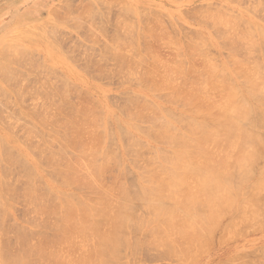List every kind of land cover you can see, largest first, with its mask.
I'll use <instances>...</instances> for the list:
<instances>
[{"label":"bare ground","instance_id":"1","mask_svg":"<svg viewBox=\"0 0 264 264\" xmlns=\"http://www.w3.org/2000/svg\"><path fill=\"white\" fill-rule=\"evenodd\" d=\"M65 2L63 4V6H65ZM95 2H96V0H95ZM261 4H263V3L261 2ZM88 6H89V4H88ZM88 6H86L87 9L89 8V10L91 9V11H92V7L91 6L88 7ZM60 7L62 8V6H60ZM200 7H201V5H200ZM208 7L209 6H207L206 8H208ZM210 7H213V5ZM214 7H217V6H214ZM221 8H223V6ZM52 10L56 11L58 9L56 8V10H55V8H53V9H51V11L49 13H52ZM60 10H62V9H60ZM126 10H127V7H126ZM200 10L198 11L199 13H197V10H196V13L200 14ZM130 11H129V14L132 16ZM204 11H206V9H204ZM61 12H63V11H61ZM87 12H88V10H87ZM137 12H138V10H137ZM149 12H151V11H149ZM213 12L211 13V15L213 17L210 14L209 15L211 16L210 22L213 21L212 23H213L214 28L217 26L220 27L219 25H221L222 23H223L222 26L224 27V24H225V27H224L225 29H223L222 31L216 29L213 32V34L215 33L214 35L216 36V39L218 38L217 41H219V39L221 40L220 41L221 45L223 42V46L225 47L227 45L228 49L232 50L234 52V54H235V51H237L236 49H238V51H239L240 48H243V47L246 48L247 47V46L243 45V42L245 43V41H252L251 43H253L250 46L247 44L249 46L248 49H250L251 47L252 48L255 47L256 43H254V42L256 40L254 38V35H252L253 29L251 28V26L248 27V25H250L249 23L241 22V24L243 23V26H244V24H246L244 26L246 28V30H244V32H243L242 29L244 27L241 25L243 28L240 30L242 32L239 33V35H238V32L234 35L231 34L232 30L229 31V33L231 34L230 35V34H227L226 31H228L227 30L228 26H230L232 24V22L223 21L222 18L224 17V15H223L222 11H219V9H218V11H215L214 14H213ZM216 12L218 13L217 15H216ZM220 12H222V13H220ZM126 13H128V10ZM140 13H142V12H140ZM89 14H90V11H89ZM154 14H155V12L154 13L151 12V16H155ZM59 15H61V14L58 13V16ZM144 15H145V13H144ZM235 15L236 14H234L233 17H235ZM125 16H127V15L125 14ZM137 17L140 20L141 17L144 18L145 16H143V15L141 16L137 13ZM208 17L209 16L207 14V19H208ZM237 17H236L237 20H235L233 18L234 19L233 24H237L235 22L238 20L240 21L239 16H237ZM142 18H141V20L143 21ZM158 18H159V16H158ZM256 18H257V15H256ZM144 19L146 20L145 22L148 23L149 20L147 21L146 17ZM36 21H37V19H36ZM79 21H80V19H79ZM123 21L120 20L121 24ZM40 22L41 21L38 20L37 22H35V24L32 23L29 26L28 25H20L18 27H21V28L15 30V31H12L10 33H5L3 35L1 41H0V50H1V48L2 49L5 48V50L7 49L6 45H8V44H5L4 48L1 46H3V44L6 41H8L9 39H12L13 36L15 37L17 34H20V32H18V30H22V31L26 30L27 31L28 30L27 28L33 29L34 26L36 27ZM141 22L139 21V23H141ZM145 22L142 24L146 25ZM155 23L158 25L157 22H155ZM103 24H105V23H103ZM113 24L115 25V23H113ZM129 25H130V23H129ZM143 25H141V26H143ZM148 25L145 26L146 28L144 27L145 30L147 29ZM22 26H25V27H22ZM231 26H233V25H231ZM102 27L103 26L101 25V28ZM111 27H113V26H111ZM122 27L123 26H121L120 28H122ZM133 27H135V25ZM148 27L149 28L145 32H147V33L151 32L148 34V36L151 38L152 44L157 40L158 37H160L161 33L162 34L165 33V31H163L164 33L161 32V30H163L162 29L163 27L161 28V30H159L161 32L160 34H156L154 32V31H157V29L154 30V27L155 28L157 27L156 25H153V27H152V25H149ZM160 27H158V29ZM231 28H233V27H231ZM249 28L252 29V32H250L251 29H249ZM258 28L255 27L254 30L256 31ZM130 29H132V27H130ZM112 30L115 31L113 28H112ZM148 30H150V31H148ZM224 30H226L225 33L223 32ZM26 31H23V32H26ZM101 31H102V29H101ZM131 31H133V29ZM131 31H129V32H131ZM138 31H140V30H138ZM129 32H128V34H129ZM133 32H135V31H133ZM166 32H167V30H166ZM193 32H194V35H196V38L201 33L198 30H195ZM257 32L259 34V35L258 34L257 35L260 37V41L261 40L264 41V29L259 28L257 30ZM47 33H49V32L47 31ZM116 33H113V36H115L114 34H116ZM138 33H139L138 34L139 36H137V37L141 36V39H142L141 42H143L144 44H142V46H143L142 49L140 51L138 50L137 54H135V53L134 54L138 55L139 58L141 57L142 58L141 60H143V55L145 53L150 52V50H152L154 48L156 49V47L152 48L151 45H148L149 40L147 39V37L144 36L141 32H138ZM191 34H193V33H191ZM50 36H53V35H50ZM190 36L188 35V37H190ZM188 37H187V42H188ZM200 37H202V39L204 41H206L203 37V34H202V36L200 35ZM20 38H21V36H20ZM48 38H49V36H48ZM107 39H109V38H107ZM110 39H112V37ZM191 39L192 38H190L189 40L192 42ZM23 40H26V39H23ZM153 40H155V41L153 42ZM181 40H182L181 41L182 46H183V41H184V45L189 46V47H187V51H189V53L190 52L199 53L200 52L199 50L202 49L201 46L199 48V45H198V47H196L197 46L196 42H195V44H193L194 46H191V43H190V45L188 44L189 42L186 43V38L181 39ZM113 41L112 42L110 41L111 45L113 46V44H114V46L115 45L118 46L117 43L120 41L119 36H117ZM116 41H117V43H115ZM135 41H136V39H135ZM137 41H139V38L137 39ZM158 41H156V42H158ZM164 41H166V40H164ZM260 41L258 44H260L262 42V41L261 42ZM134 42H133V44H135ZM139 42H137V43H139ZM193 42H194V40H193ZM120 44H123V43H120ZM168 44H169V41H167V45ZM171 44H169V45H171ZM103 45L105 46L104 42H103ZM208 45H207V47L210 48L211 46L210 45L208 46ZM221 45H219V47L223 48V46H221ZM108 46H109V43L107 42V47ZM140 46H141V44H140ZM202 46H204L203 43H202ZM262 46L264 47V45H262ZM15 47L16 46H14V48ZM134 48H135V46H134ZM260 48H262L261 45H260ZM8 49H9V47H8ZM105 49H106V46H105ZM109 49L110 48H108L106 50V52H104V59L108 58L110 60L111 57H115L114 59L112 58V60H115L116 56H118V55L116 54V52L114 54H112L114 52V51H112L113 49L111 50L112 52L109 51ZM120 49H122V48H120ZM170 49H171V47H170ZM207 49H204V52ZM5 50H2L0 52L4 53ZM20 50L23 52L24 48L21 49V47H20ZM116 50H119V49H116ZM183 50H184V48H183ZM254 50H255V48H254ZM15 51L13 49V51H12L13 55L11 54L12 53L11 51H8L9 53L11 52L10 54L12 55V58L24 56V54L21 52L22 53V55H21L19 53V51L16 52V54L18 56H14ZM8 52L7 53L5 52L4 54L0 53V57L5 55V54H6L5 56H7V55L10 56V54H8ZM25 52H26V50H25ZM152 52L153 51L148 53V55L150 54L151 56L150 55L148 56L147 54H145V55H147V57L151 58V57H153ZM204 52L201 51L200 53L203 54ZM241 52H243V51H241ZM18 53L20 54V56ZM101 53H103V52L101 51ZM106 53H107V55H106ZM109 53L112 56H109ZM175 53H173V54H175ZM184 53L187 54V58H188L189 57L188 53H186V52H184ZM201 54H199L201 56V59L208 60L206 62H204L203 60L202 61L200 60L202 62L201 63L202 66L204 64L211 65V67L208 65L210 67V70H212L210 72H214V74H215V71H216L215 66L212 68V64H214L215 62L213 63L211 61V64H210L209 63L210 59L206 58V57L203 58L204 54H203V56ZM113 55H115V56H113ZM178 55L179 54H177V56ZM207 55H209V54L207 53ZM210 55H211V53H210ZM8 56H7V58H8ZM194 56L197 57L198 54L194 55ZM200 56L198 58H200ZM37 57H39V56H37ZM179 57H180V55L178 56V58ZM7 58H5L6 61H7ZM157 58H159V57H157ZM229 58L231 59L232 57H229ZM9 59H8V61H9ZM136 59H138V58H136ZM190 59L192 60L191 56H190L189 60ZM251 59L253 60V57ZM118 60H116L117 62L115 63V64L119 63V64H117V70L119 68L121 69V67H120L121 65H125L129 70L134 68V67L131 68L132 66H134L133 65L134 62H131V61H130V63L124 62L125 58L123 61V57H122V59L119 58ZM148 60L152 61V59L147 58V61ZM155 60H157V59H155ZM255 60L258 61V59H256V58H255ZM10 61H12V59ZM132 61H134V60H132ZM151 61H149V62L151 63ZM158 61H159V59H158ZM162 61L164 63L163 68H167V65H165L166 62H164V60H162ZM225 61L228 62V56H227ZM230 61H232V63H235L234 61H236V60L234 59V61L233 60H230ZM230 61L228 62L227 65H229V68L231 67V68L235 69V73H234V70L230 68V71L233 70V72H231L233 74V76L236 74V68H237V72L240 75L238 73L237 74L242 77L240 79V82H239V76H237V74L235 75L236 77H238L237 79H238L239 84L242 85L241 90L235 89L236 88L235 85L233 87V86L228 84V83L231 84L233 82H231L232 80L230 77H229L230 82H227L228 75L226 73H225L226 74L225 78H227V79L225 81L227 82L228 85H227V88H224L226 86V82L223 80L224 76L221 77V75H223V74H221L222 69H220V71H218L220 73L217 74V75H220V80H219L220 82L218 81L219 83H217L214 86L213 84L217 81V79H216V81L214 83L212 82L213 87H210L211 86L210 82H209L210 84L207 83L208 85H210L208 90H210V88L213 90V91L211 90L212 92H210L208 94L204 93L203 89L205 87L203 88V86H201L202 84H200V83L203 82V84H205V82H208L207 80L214 75L211 73L212 76L208 77V75H211V74H209L210 73L209 67H208V69H206V71L208 70L207 72H209V73L203 72L204 75H205V73H206V75L208 74L207 77L205 75L206 79H204V75L202 76V71H204L205 68H207V67L204 68V67L200 66L201 69H196V68L192 67V66H194V64L193 65L191 64V66L188 65V67L189 66L192 67L189 69V72H188V70H186V73L182 72V73H184V74H182L181 72L178 73V71L183 70L182 67H184V66H183V64H178L179 63V61H178V63H177L178 68L176 70L177 72L175 71L176 74L178 75V78L180 77V75L181 76L185 75L183 77L187 76V78L189 77L190 80L186 79V78H185L186 79L185 80L183 78L184 80L182 79L181 82L179 81L180 84H177L178 80H180V79L174 77L173 75H175V74H171V76H173V77H171V76L165 77L164 76L165 74L163 73L164 70L162 71V69H161V71H162L161 74L163 73L164 75L161 76V74H160L161 78L157 81H154V79L157 76L156 75V68H157V72L159 70V68H158L159 66L156 67L159 64H157L156 62L154 63V57H153L154 65H152L153 63H151V65L153 68L155 67V69H153L151 66L149 67V69H146L145 67L142 66L143 69L145 68L144 69L145 75L144 76L142 75L143 77L141 76V78H140L141 82H143V83H141L142 86L140 84H139L140 86L139 85L138 86L144 87L143 85H146V87H144V88L147 90H152L151 88H153V90L150 92H155V90H157L156 92H159L158 90L163 89L164 86H165V88L169 87L170 89L169 88L168 89L171 90L170 93H166L167 90H165V88H164V92L166 94L165 93L161 94L160 98H159V94H158V96L156 95V98L157 97L159 99L164 98L163 99L164 102L166 100L165 103H168V104L172 103L173 105L176 104L175 100L177 101V99L180 98V100H179L180 102H178V103H180V106H179L180 108L174 109V110L164 108V110H163V109H160V108H162L160 106V108H159L160 111H159L155 106H152L153 105L152 103H151L152 105L148 104L145 100L146 98L144 99L142 96H141L142 98H140V99H143V101H140V100L138 101L139 95L132 94L129 91L128 92L130 94L128 92L119 93L122 96L124 95L126 97L127 95L128 96L130 95V97H131V98L126 99L125 97L120 98V96H119L120 99H123L120 101L121 102L123 101V102L121 104L119 101V98H118V101H119L120 105H123V107H121V109L128 108V109H125L126 111L123 109L125 111L124 113L131 110L130 112H127L128 115H127V113L126 114L122 113L123 116L127 115L126 118H128V116L133 114V112H134V115H132V116H134L135 118L131 117L132 119L133 118L134 119L132 120L131 118H128L126 120H132V123L130 121V123L132 124V125L130 124V128H131V130L133 129L137 133V134H135V132H133V131H126L123 129V126H121V129H123V130H121L120 125H123V124H120V125L118 124V126H119L118 129L120 130V131H118V133H120V134H118L119 135V141H120V144L122 145L121 151L123 154H125V156H123V157H122L123 154L121 152L120 153L117 152V148L115 147L116 145L113 141V135L112 136L110 135V134H112L111 133L112 127H108L109 122H107V121L109 120V118H105L106 116L104 115V112L100 111L98 106L96 107L94 105V108H93L92 102H94V101L88 102V98H84V99H87V100H85V101H87V103H85V104H87V107H85V105L82 103L83 98L79 99L78 103L75 101L76 103L74 102L75 104H72L71 103L72 101L70 102L67 99L68 94L71 95V93L74 92V95L76 94L78 96L79 91L75 90V91H72L71 93H68V94L67 93L65 94L64 91H62L64 94H62V92H59V91L63 90L61 88H63L62 85H64V84L62 82H64V79H62L63 80L61 82L62 85H59L60 88H58V89H60V90H57V93L59 92L60 96L62 95L61 98H56L55 100L52 99L51 97H53V95L55 96V94H56V93H54L55 90H51L50 87L47 86V88L50 89V90L49 89L48 90L52 92V94H51V92H48L47 95L51 99V101L54 102L53 104H55L57 99H58L57 102L61 103V106L58 107L59 110L57 112L55 111L56 109L54 108V105H53V108L55 109L54 111L56 113V116L52 113V111L49 112L51 110L49 107H48L49 110L46 109L47 107H45V111L48 110L47 114H49V113L53 114V116L55 118V119L54 118L53 119L55 120V122L54 123L52 122V118H50L51 115L48 116L49 117V119H48L47 114L45 113L46 114L45 117H47L48 121L51 120V122H52L50 124L49 123L46 124L47 123V121H45L46 118L44 116H41V115H45V114H42L43 112L41 113V115L39 113L40 117L42 118L41 120L39 119L40 120L39 121L38 119H36L38 116L37 112H35L36 114H32L33 113L32 112L31 114H27V115L24 114L26 117L24 118V116H23V118L26 120L23 122V125L21 123L22 128H23V126L25 127V128H23V130L25 129V132L28 131L27 132L28 134H26L28 136V139L25 140V142L27 144H32L33 142L30 141L31 142L30 143V142H28V140H33V138L36 137L35 135L38 132V129L35 126H37L38 121L43 122V119H44V121L46 122V123L41 122V125H40L41 127H45V126H43L44 124L53 126V128H50V129H47V127H45L46 130H52V131H49L46 134L47 136H45V133H43V135L45 136V139L43 138L44 139L43 142H41V140H40L41 145L39 144L38 148H37L38 143H36V146L33 145L34 147H32V148L30 147V145L26 144L29 147H27L25 144L23 145V146H25V148H29L28 149L29 151L31 150L33 152V154L31 153L33 156L32 155L28 156L27 154H23L22 155L23 157H21V155H20V157H18V156L16 157L13 155V154H15V152H12V150L9 148V145L12 143V141H8V140L0 141V264H121L119 262V258L122 256V253H123L122 250L124 248L128 247L131 250L130 252L133 251L135 253V251H137V249H138L137 247L141 246V248H142L145 246L146 248L149 249L151 247L152 248H154L155 246L157 247L158 245L161 247H162V245H165L168 248L167 250L170 251L169 252L170 255H172L171 252L174 251L173 253H174L175 257L178 254V258H179V256L182 254L181 255L182 259H184L183 256L186 255L185 253H188L187 251L192 250L194 248H190L191 246L193 247V245H190V247L188 248L189 242H186L187 243L186 245L183 243L185 246H183V244L182 245H180V244L184 241L194 242V240H196L195 244H197L196 242H198L200 240L202 241V238L204 239L205 234L208 232V231H205V230H207L206 228L207 227L209 228V226H213V228H214V223L218 221V217L220 215H222L221 213L223 211H225V208L227 209V207H229V206L231 207V205L233 203H235V199L237 198V196H239L240 190L243 189V188H241V186L249 178L251 179V177L254 176L256 162H257L258 158H259V160H260V158L263 159V164H264V69H262L261 63L253 64L251 67H246V65L243 67L242 65H239V63H240L239 61H238L239 63L236 61L238 63V65H237V67L235 66L236 68H234V67H232L233 64H230ZM0 62H1V60H0ZM2 62H3V60H2ZM97 62H99V61H97ZM141 62H143V61H141ZM244 62H246V61H244ZM159 63H160V61H159ZM180 63H182V61ZM13 64H17V63L15 62ZM29 64H30V62H29ZM104 64H105V62H104ZM219 64H217V65H219ZM246 64H247V62H246ZM1 65H2V63L0 64V66ZM164 65H165V67H164ZM171 65H170V67L172 68ZM181 65H182V67H181ZM235 65H236V63H235ZM243 65H244V63H243ZM139 66L141 67L140 62H139V65H137V67H139ZM3 67H5V66L3 65ZM160 67H162V65ZM1 68H2V66H1ZM171 68L169 70L167 68V71L169 72L171 70ZM179 68H180V70H179ZM113 69H114V67H113ZM128 69H126V70L128 71ZM3 70H4V68H3ZM12 70H13V73H15V70L14 69H12ZM88 70H91V69L89 68ZM108 70H111V69H107V71ZM172 70L174 72L175 68H173ZM172 70H171V72H172ZM1 72H2V69H0V73ZM92 72L90 71V73H92ZM113 72H115V71H112V73ZM143 72H141V73L144 74ZM13 73H10V74L13 76ZM112 73H110V74L107 73V74H109L107 76L105 74V78H107L108 76L111 77ZM165 73L167 74V72H165ZM2 74H4V72ZM98 74L99 73L97 72L96 75H98ZM132 74H134V73H132ZM96 75H94V76H96ZM116 75H118V74H116ZM133 76L135 77V75H133ZM154 76H155V78H154ZM160 76L158 73V77H160ZM8 77L10 78L11 76H8ZM8 77H7V79H8ZM120 77L123 78L121 81H124V78L126 79V75L124 77L119 75V79H121ZM137 77H138V75H137ZM137 77H135V78H137ZM128 78H130V77L128 76ZM128 78H127V80H125L126 82L128 80L130 81V79H128ZM138 78L136 79L135 83H138L137 82ZM7 79H1V80L6 81ZM10 80H12V79H10ZM140 80H139V83H140ZM30 81H31V79H30ZM5 83H3V84H5ZM9 83H13V82L9 81ZM218 84H221L220 87ZM47 85H49V84H47ZM50 85L52 86L53 84H50ZM54 85L52 86V89H53V87L55 88ZM66 85L72 87V85L71 84L69 85V83H66ZM185 85H187V86L189 85L190 87H192V90L189 87L190 89L188 91L187 90L188 87H187V89H186L187 91H185V88H186ZM217 85L219 87L218 88L219 90H216L217 88H215ZM40 86L42 87V85H40ZM68 86L66 89L68 90V92H70L69 89H71V88L70 87L68 88ZM204 86H206V85H204ZM17 87H19V86H17ZM183 87H185V88H183ZM43 88L45 89L44 85H43L42 89ZM47 88H46V92L48 91ZM56 88H57V85H56ZM74 88H76V87H73V89ZM214 89H215V91H217L220 94V96H219V94L214 92ZM0 90H1L0 92L3 93L2 89H0ZM12 91L14 92V90H12ZM76 91H78V92L76 93ZM23 92L24 93L27 92V89ZM211 93H213V94L216 93L213 96L215 101H212V102L210 101V99L212 100V98H210ZM19 94L22 96L24 95L20 91H19ZM4 95H6V93ZM70 95L68 97H70ZM80 95L82 97L88 96L87 94L85 95V93H83V95L82 94H80ZM134 95L136 96V98L135 97L132 98V96H134ZM17 96L19 97V95H17ZM56 96L59 97L58 95H56ZM216 96H217V100H216ZM44 97H47L45 95V93H44ZM48 97H47V99H48ZM107 97H108V95H107ZM73 98H75V97L73 96ZM59 99H62V100L59 101ZM125 99H126V101H125ZM77 100H78V98H77ZM168 100H171L170 101L171 103L168 102ZM172 100H174V103L172 102ZM80 101L82 103L81 106L79 105ZM124 101L126 102V104L124 103ZM47 102H48V100H47ZM50 102H48V103H50ZM90 102H91V105H90ZM252 102H254V103H252ZM60 103H58V104L56 103L55 104L56 107H57V105L59 106ZM119 103H118V108H120ZM76 104H78V105H76ZM95 104L97 105L96 102H95ZM51 105H52V103H51ZM124 105H125V107H124ZM176 106L178 107V105H176ZM5 107H6V104H5ZM116 108H117V106H116ZM0 109H1V107H0ZM121 109H119V110L115 109V110H118L119 113H121ZM3 111H5V110H3ZM13 111H11V112H13ZM25 111H26V109H25ZM16 113L17 112H15V114ZM122 114H120V115L122 116ZM115 118H116V120H115L116 121L115 125H116L118 123L117 122L118 118L116 116H114V119ZM35 119H36V121H34ZM11 121H12V119H11ZM19 121H22V120H19ZM115 121H113V122H115ZM137 121H139L140 124L141 123L142 124L147 123L148 126L143 128L142 125L139 126L138 124H136ZM141 121H143V122H141ZM3 123H5V122H3ZM11 123L12 122H10V125H11ZM7 124H8V122H7ZM18 124H19V122H18ZM105 124H107L106 126L108 127L107 131L105 128L106 126H104ZM15 125H17V124H15ZM12 126H14V125H12ZM12 126H9V127L13 128ZM118 126H116V127H118ZM4 127H5V124H4ZM33 127L35 128V130L37 132L33 129ZM22 128H21V130H22ZM128 128H129V126H128ZM4 130H6V132H8V130H10V128L8 130L7 129H4ZM19 130H20V128H19ZM34 131H35V134H34ZM109 131H110V134L108 133ZM32 132H33L35 137L31 136V137H33L31 139L29 136ZM115 132H117V131H115ZM138 133L143 135L147 139L151 140L152 142L154 140V141H156V143L158 142V143H161L162 145L164 144V146H167V149L159 150V148H158V150L155 151L154 155L152 152L153 150L149 151V152H152L153 156H151V154H149V153L145 154V152L146 153L148 152V151H145L146 148H143L144 149L143 150L140 147L141 151L143 150L145 152H141V151H138V152H140L141 154L143 153L145 155L139 156L140 153L139 154L135 153V152H137V149L140 150L139 145L140 146L142 145V143L140 144L139 143L140 141L136 138V135L137 136L139 135ZM7 134H8V136L13 135V133H11V135L9 133H7ZM17 135H20V134L18 133ZM38 135H39V132H38ZM37 137L40 138V135ZM17 139L18 140L20 139V141H21L22 138L20 137ZM24 139H25V134H24L23 140L21 141L22 143H25V142H23ZM117 139H118V137H117ZM142 139H145V138L142 137ZM14 140H15V138H14ZM123 142H125V143H123ZM110 145H112L113 148ZM137 146H138V148H136ZM143 147H144V145H143ZM146 147L148 148V145ZM36 148H37V150H35ZM149 149L151 150V148H149ZM71 152L77 153V155L76 156L73 154L70 155ZM130 152L133 153L134 155L131 154ZM135 155H137L136 157H139V160L140 159L143 160L142 163H144V164H142L141 160H140V163H141L140 165H143V166H141V168H139L140 165L139 166L135 165V164H139V163H137L139 161H137L135 163V160L137 159V158L133 157ZM146 155H148V156L146 157ZM32 157H34V158H32ZM130 157L132 159H129L128 162L131 161L130 164L133 167L135 165V168L137 166L138 169L136 168V170L139 171V173H137L138 175L134 173L135 175H137L136 180L133 179L134 177H130V179L134 180V181L132 180L133 182H130L129 181L130 179L128 180L129 174H131V176H132V173L131 172L128 173L129 171H127V169L125 168L126 165H125V167L123 165V160L125 158H130ZM158 158L162 159L161 160V161H163V162H161L162 164L157 162ZM35 159L38 162L39 167L42 166L44 169L43 171L44 172L46 171L44 174L47 175L45 177H49L48 181L43 180L42 176H41L42 174L39 171L36 172L35 168H33L35 165V163H34ZM132 161L134 164H132ZM259 166L256 168L259 169ZM112 167L115 169H113ZM261 167L263 168L264 165L260 166L261 170L260 171L258 170L259 173L261 171L264 172V170H262ZM110 168H112V170H114V171L116 170V171L113 173V171L111 172ZM38 169H40V168H38ZM109 170H110V173H108ZM115 173H117V174L115 175ZM107 174H110V176H111V174L113 175V176L109 177L110 179H112L111 180L112 183H111V181H109V183H108L107 182L108 178H106V180H107L106 183H108L109 185H107V184L104 185L105 184L103 182L105 179L104 177ZM107 177H108V175H107ZM261 179H258V180H261ZM251 180H249V182ZM254 181L255 182L252 185L250 183V188H249V185L248 186L246 185L247 187L244 188L245 191L248 192V190H249V192L247 194H245L244 193L245 191L243 190L242 196L245 199L243 197L242 198L244 200L241 198L240 201L242 203H245V200H246L245 196H247V195H248L247 200H248V198H250L249 199L250 202L253 201V199L251 198L252 195H255L257 197L263 196V198L260 199L259 201H264V183H263L264 181H263V179L261 180V182H258L257 180H254ZM55 183H58L60 186L67 189V191L65 190L66 192H57L55 190V188L52 186ZM74 188L77 189L76 191H77V193L79 192V194L72 193L73 192L72 189H74ZM134 199H136V200H134ZM138 200L141 201V203L143 202V204H144L143 207H145L144 210H146L147 214L151 215L150 216L151 219L150 218H148V219L153 220L150 223H147V222H149L148 219L146 221L147 225L145 224V226H148V224L152 223V225L149 229L143 230L142 225H141V222L143 223V220L145 219V216L147 214L144 215L141 213L142 215H144V218L141 217L140 215H139V217H137V215H136V213H137L136 209L137 208L134 209V207L132 205L133 201L138 202ZM17 201L22 202L24 207H25L24 210L26 213V219L27 220L26 221L24 220V222H25V224L29 223L28 225H30V228H32L28 231L27 230L25 231L23 229V226H18V224L16 226H13L12 229H11V227H7V224H5V219H7V217L9 216V212H11L12 208H14L13 204H15ZM257 201H258V199H256L254 201V203H257ZM242 203H240V205H238L240 208H237V210L240 209V211H241V207H242L241 204ZM252 203L253 202H251L250 204H252ZM137 206H140V203ZM246 207H248V206H246ZM255 207H258V206L256 205ZM133 209L136 210L135 211L136 213L134 212ZM219 210H223V211H219ZM241 212H244V210ZM143 213H145V212H143ZM32 215H34V216H32ZM232 217H233V215H232ZM249 217H246V218H248L247 222H249ZM9 218H10V216H9ZM234 218H235V216L233 217V219ZM237 218H239V217H237ZM22 221L23 220H21V222ZM239 221H240V219H239ZM252 221H254V220H252ZM14 224H16V223L14 222ZM240 224H239V226L243 225V224H241V225ZM8 226H10V225H8ZM230 226L228 224V227H230ZM236 231H239V229H237ZM8 233H10L11 235H9ZM203 233H205V234H203ZM208 233H207V237L212 238V237H210V234L208 236ZM241 234H243V233H241ZM202 235H203V237H202ZM129 236H130L131 240H132L131 237L134 236L135 240L133 239L132 240V241H134L133 244L130 243L131 245L127 246L126 242L128 241ZM170 236H173L174 240L176 238L178 241L181 238V240H180L181 242H177V240L172 242L173 238L171 239L172 240L171 241ZM177 236H178V238H177ZM8 237H9V239L13 237L14 240L12 239L13 241H11L13 243L9 242L10 240H8ZM221 239H220V242H221ZM203 242H204V240H203ZM222 242H223V240H222ZM165 246H163L161 248V250ZM202 246H203V244L201 245V247ZM156 247H155V249H156ZM128 248L126 249V253L128 251ZM195 248H196V250L200 249V247L197 248V245L195 246ZM142 251H144V250H142ZM164 251L167 253L166 250H164ZM164 251L162 250V253ZM203 251H204V249H203ZM165 252H164V255H165ZM260 252H263V251H260ZM132 253L129 255L131 256L134 254V253L133 254ZM127 255H128V253L126 254L125 257H128ZM174 256H169V257H174ZM187 256L188 255H186V257ZM133 257H134V255H133ZM244 257H246V256H244ZM128 259H129V257H128ZM132 259L131 258L129 259V263H131ZM248 259H250V258H248ZM230 260H231V262H228V260H227L228 264H233V263L236 264L235 261L237 262V264L240 263L237 261L238 258H237V260L233 259V260H235L233 263H232V259H230ZM155 261H157V260H155ZM191 261L194 262L195 260H191ZM241 261H243V260H241ZM133 262H134V259H133ZM261 262L259 261V263H261ZM124 263L125 262H122V264H124ZM242 263L243 262H241L240 264H242ZM244 264H248V263H244Z\"/></svg>","mask_w":264,"mask_h":264},{"label":"rangeland","instance_id":"2","mask_svg":"<svg viewBox=\"0 0 264 264\" xmlns=\"http://www.w3.org/2000/svg\"><path fill=\"white\" fill-rule=\"evenodd\" d=\"M260 1L263 4H261ZM8 2H9V5H7L8 8L4 12L5 14L8 15V21H7V23H4V24L1 23L0 24V41H1V39H2V37H3V35L5 33H10L12 31H15V30L21 28V27H18L20 25H28L29 26L32 23L35 24V22H37L38 20L39 21H42L43 17L46 16V19L43 22H41L42 24L41 23L38 24L39 26L38 25L36 27L34 26L33 29L27 28L28 29L27 31L26 30H23V31H26V32H23L22 30H18V32H20V34H17L15 37L13 36L12 39H9L8 41H6L7 43L5 42L3 44V46H1V47L4 48V45L5 44H8V45H6L7 46V49L5 50V48L4 49L1 48V50H0V51L5 50L4 53L5 52L7 53L8 51H11L12 52L13 49H14V51L16 50L14 56H18L16 54V52H18L20 50V47H21V49L24 48L23 52L21 50L19 51V53L21 55H22V53L24 54L23 57L20 56V54L18 53L20 57H16V58L13 57L12 58L13 52L12 53L10 52L12 55L8 52V54H10V56L7 55L8 58H7V56H5L6 54L0 57V60H1L0 64L2 63V65H1L2 68L0 66V69H2V72L0 73V80L1 79H7L8 76H11L10 78L8 77V79H9V80L7 79L8 81L7 80L6 81L5 80H1L0 81V89H2V92H3V93L0 92V107H1V109H0V120H1L0 121V141H5V140L12 141V143L9 145V148L12 150V152H15V154H13V155L16 156V157L17 156L20 157V155H21V157H23L22 156L23 154H27L28 156H31L33 154V152L31 150L30 151L28 150L29 148H25V146H23L24 144L25 145L27 144L25 142V140L28 139V136L26 135V134H28L27 133L28 131L26 130L27 132H25V129L23 130V128H25V127L23 126V128H22V126H21V123L23 125V122L26 120V119H24L26 117L25 115L31 114L32 112H33L32 114H36L35 112H37V115L38 116H37L36 119H38V120L40 119L41 120L42 119L40 117L41 113L43 112L42 114H45V113L47 114V111L49 110L48 107H49L51 109L49 112L52 111V113L56 116L55 111L57 112L59 110L58 107L61 106V103L60 102H57V100H58L57 99L56 102H55V104L56 103L57 104L60 103L59 106L57 105V107H56V105L53 104L54 102H52L51 99L47 95L48 92H51V91H49L50 89L51 90H55L54 91V93H56L55 96L56 95L59 96V97H57V96L55 97L53 95V97H51V98L54 99V100L56 98H61L62 97V95L60 96V93L59 92L64 91L65 94L66 93L68 94V93H71L72 91L78 90L79 91V95L78 96L76 94L74 95V92L71 93V95L68 94V96L70 95V97L67 96V99L70 102L72 101L71 102L72 104H75L76 102L78 103L79 102V99H82L83 98L82 99V103L85 105V107H87V104H85V103H87V101H85L87 99H84V98H88V102L89 101H94V102H92L93 103V108H94V105L96 107L98 106L99 110L104 112V115L106 116L105 118H109V120L107 122H109V124H108L109 126L108 127H112V129H111V131H112L111 133L112 134H110V131L108 133L111 136L113 135V141H114V143L116 145V146L115 145L114 146L117 148V152H119V153L121 152L122 153V151H121L122 145L120 144L119 135H118V134H120V133H118V131H120L118 129L119 128L118 124L119 125L120 124H123V125H120V129H121V126H123V129L126 130V131H133V132H135L133 129L131 130V128H130V124L132 123V120L135 117L132 116V115H134V112H133V114L129 115L128 118H131V117H134V118L133 119L131 118L132 120H126V119H128V118H126V116L128 115L127 112H130L131 110L127 111L126 112L127 115L123 116V114H126V113H124L126 111L125 109H128V108H125V109L123 108L125 111L123 109H121V107H123V105H120V103L122 104L123 101L121 102L120 100H123V99H120V98L121 97L124 98L125 96L124 95L122 96L119 93H124V92L126 93V92L129 91L132 94L139 95L138 101L139 100L140 101H143V99H140L142 97L144 99L146 98L145 99L146 102L148 104H151L152 103L153 105L152 104L151 105L152 106H155L158 110H159L160 106L162 107L160 109H163V110H164V108L165 109L166 108L167 109H173V110L180 108L179 107L180 106V103H178V102H180L179 101L180 98H178L177 101L175 100V103H176L175 105H173L170 102L171 100H168V102L171 103V104H168V103H165L166 100L164 102V100H163L164 98L163 99L162 98L159 99L161 97V94H164L165 93L164 92L165 86L163 87V89L158 90L159 92H156L157 90H155V92H150V91L153 90V88H151L152 90H147V89L144 88V87H146V85H143L144 87H139L141 85V83H143V82H141L140 78H141L142 75L143 76L145 75V70L144 69L145 68L146 69H149V67L150 66L152 67V65H154L155 62L157 64H159V65L156 66V67L159 66L158 67L159 70L157 72V68H156V75L157 76L155 75L156 78L154 76V78H155L154 81L159 80L161 78V76L164 75V74H165L164 75L165 77L166 76H169L170 77L171 74H175L173 76L176 77V78H178V75L176 74V72H177L176 70L178 68V64H183V66H184V67H182V65H181V67H182L183 70L178 71V73L179 72H181V73L182 72H185L186 73V70H188V72H189V69L192 68V67H194L196 69H201L200 66L201 67H204V68L207 67V68H205L204 71H202V76H203L204 75L203 72L209 73L210 71H212V70H210L211 65L204 64L203 63L204 65L202 66V64H201L202 62L201 61L203 59H201V56L199 55V54H201L200 53L201 51L204 52V49H207L208 48L209 50L207 49L203 53L204 56H203V54H201V55L203 56V58L204 57L209 58L210 59V61H209L210 64H211V61L213 63L215 62L214 64H212V68L215 66L216 71H215V74H214V72H210L209 73V74H211V73L214 74L213 75L214 77L212 76V74L211 75H208L207 74L208 77L209 76H212L211 78H209L207 80L208 82H205V84H203V82L200 83V84H202L201 86H203V88L205 87L203 90H204V93H206V94H208V93H210V92L213 91L211 88H210V90H208V88H209L210 85H211L210 87H213L212 86V82L214 83L216 81V79H217V81L213 84L214 86L217 83L220 82L219 81L220 80V75H217V74L220 73V72H218V71H220V69L223 70V71L221 70V74H223V75H221V77L224 76V79L223 80L225 81L227 79V78H225V75L227 74L228 75L227 82H230L229 81L230 78L232 80L231 82H233L231 84L230 83H228V84L231 85V86H233V87L235 85L236 86L235 89H237V90H241V86H242V85L239 84L240 79L242 77L239 76L240 74L237 72V68H236L239 62H240L239 65H242L243 67L245 65H246V67H251L253 64L261 63L262 64V69H264V64H263L264 63V52H263L264 51V47L262 46V45H264V41H262V40H261L262 42L260 41V37L258 36L259 34L257 32V30L259 28L264 29V0H257V1L256 0H96V2H95V0H8ZM64 2H65V6H63ZM204 3L207 6H209L208 7L209 9L206 8L207 6ZM53 4H56V5L53 6L51 9L55 8V10H56V8H57L58 10H56V11H53L52 10V13H49L51 11V9H50L49 12H48V14H47L46 13L47 10ZM88 4H89V6L92 7V11L94 10L93 12L91 11V9L90 10H89V8L87 9L86 6H88ZM200 5H201V7H200ZM212 5H213V7H210ZM60 6H62V8ZM214 6H217V7H214ZM222 6H223V8H221ZM126 7H127V10H128V13H126L127 12ZM60 9H62V10H60ZM204 9H206V11H204ZM218 9H219V11H222L223 12V15H224V17L222 18L223 21L232 22V24L231 23L230 24L233 25V26H231L229 24L233 28H231L230 26H228V29H227L228 31L224 30L223 31L224 33L226 31L227 34H230L229 31L232 30L233 32L231 31V34L234 35V34H236L238 32V35H239V33H241L242 31L244 32V30H246V28L244 27L246 24H244V26H243V23L241 24V22H245V23H249L250 24V25H248V27L251 26V28L253 29V33L254 34L252 33V35H254V38L256 40L254 42V43H256L255 44V47H253V48L251 47L250 49H248L249 46L252 45L253 43H251L252 41H245V43L243 42V45L244 46H247V47L246 48H244V47L243 48H240L239 51H238V49H236L238 52L234 50L235 51V54H234V52L232 50L228 49V46L226 44H225L226 45L225 47L223 46V42H222V45L220 44L221 43L220 42L221 41L220 39H219V41H217L218 38L216 39V36L214 35L215 33L213 34V32L216 29L222 31L223 29H225L224 28L225 27V24H224V27L222 26V24H223L222 23L221 25H219L220 27L217 26L218 28L217 27L214 28L213 23H212L213 21L210 22L211 21L210 19H211V16H212L211 13L214 11L213 12V14H214L215 11H218ZM87 10H88V12H87ZM137 10H138V12H137ZM196 10H197V13H199L198 11L200 10V14H197L196 13ZM61 11H63V12H61ZM89 11H90V14H89ZM129 11L132 14V16L129 14ZM149 11H151L152 13L155 12V14H154L155 16H151V12H149ZM136 12L139 15H141V16L142 15L145 16L147 18V21L149 20L148 23L145 22L146 21L144 19L145 17L144 18L141 17L143 19V21L141 20L140 17H139L140 18V20H139L138 17H137V13ZM140 12H142V13H140ZM222 12H220V13H222ZM58 13H60L61 15L58 16ZM144 13H145V15H144ZM125 14L127 16H125ZM207 14L210 17V18L208 17V19H207ZM217 14L218 13L216 12V15ZM232 14L233 15L236 14L235 17H233ZM255 14L257 15V18H256V15ZM158 16H159V18H158ZM237 16H239L240 21L238 20V21L235 22L237 24H233L234 23V19L237 20L236 19ZM36 19H37V21H36ZM79 19H80L81 22L79 21ZM120 20L121 21L124 20L122 22V24H121ZM138 20L140 22L141 21L142 22L139 23ZM144 22H145L146 25H148V24L149 25H152V27H153V25H156L157 27L156 28L154 27V30L157 29V31H154L156 34H160L161 32L165 31V33L163 32L164 34H162V33L160 34V37H158L157 40L155 39L156 41L159 40L158 42H156L155 40H153V42L154 41L155 42L152 44L151 38L148 36V34L151 33V32H149V33L145 32L149 28L148 27L149 25L147 26V29L145 30L144 27L146 25H143L142 24ZM155 22H157L158 25ZM103 23H105V24H103ZM113 23H115V25ZM129 23H130V25H129ZM101 25L103 26L102 28H101ZM134 25H135V27H133ZM141 25H143V26H141ZM111 26H113V27H111ZM121 26H123V27L120 28ZM22 27H25V26H22ZM130 27H132L133 31H135V32L131 31L132 29H130ZM158 27H160V28L158 29ZM253 27L254 28L255 27H257V28L259 27V28L255 31ZM112 28L117 33L115 31H113ZM161 28L163 30H161ZM251 28H249V29H251ZM101 29H102V31H101ZM241 29H242V31H240ZM252 29L250 30V32H252ZM138 30H140V31H138ZM159 30H161V32ZM166 30H167V32H166ZM195 30H198V31L201 32V33L199 32L200 34H199V36H197V38H196V35H194V32H193ZM47 31L49 33H47ZM129 31H131V32H129ZM148 31H150V30H148ZM112 32L113 33H116V34H114L115 36H113V33ZM128 32H129V34H128ZM138 32H141L144 36L147 37V39L149 40L148 42L150 43V44L148 43V45H151L152 48L156 47V49L154 48V49L150 50V52L153 51L152 52L153 54L152 53L151 54L154 57V63H153V57H151V58L147 57L148 53H150V52L145 53L147 55H145V54L143 55V60H141L142 58L141 57L139 58L138 55H135V54H137V51L138 50L140 51L142 49V47H143L142 44H144L143 42H141L142 41L141 36L140 37H137V36H139L138 35L139 34ZM190 32L193 33V34H191ZM202 34H203V37H204V39L206 41H204L202 39V37H200V35L202 36ZM50 35H53V36H50ZM188 35L189 36L191 35V36L188 37ZM20 36H21V38H20ZM48 36H49V38H48ZM117 36H119V38H120V41L118 42L119 44L116 41L115 43H117L118 46H116V45L114 46V44L112 46L111 45V42ZM111 37H112V39H110ZM187 37H188V42L189 43L187 42ZM107 38H109V39H107ZM138 38H139V41L140 42L137 41ZM185 38H186V43H188L189 45L191 43V46H194L193 44H195V42H196V44H197V46L195 45L196 47H198V45H199V48H200V46H201L202 49L199 50L200 52L198 51L199 53H197V52H190L189 53V51H187V47H189V46L188 45H184V41H183V46L181 44V41H182L181 39H185ZM190 38H192L191 39L192 42L189 40ZM23 39H26V40H23ZM135 39H136V41H135ZM164 40H166V41H164ZM193 40H194V42H193ZM132 41L135 44H133ZM167 41H169V44H171V43L172 44L171 45H169V44L167 45ZM259 41L262 44L261 43L258 44ZM103 42L105 43L106 49H105V46L103 45ZM107 42L109 43V46L108 47H107ZM137 42H139V43H137ZM120 43H123V44H120ZM202 43L204 44V46H202ZM140 44H141V46H140ZM208 44L211 46L210 48L207 47ZM133 45L135 46V48H134ZM219 45L223 46V48H220ZM260 45H261L262 48H260ZM14 46H16V47L14 48ZM169 46L171 47V49H170ZM8 47H9V49H8ZM119 47L122 48V49H120ZM182 47L184 48V50H183ZM108 48H110L109 51H111L113 49L112 51H114V52L112 54H114L116 52V54L118 56L119 55L120 56L119 57L116 56V59L115 60H112V58L114 59L115 57H111L110 60L108 58H105L104 59V52H106V50ZM115 48L116 49H119V50H116ZM254 48H255V50H254ZM25 50H26V52H25ZM101 51L103 53H101ZM241 51H243V52H241ZM184 52L188 53V55H189L188 58H187V54H185ZM4 53H1V54H4ZM173 53H175V54H173ZM207 53L209 55H207ZM210 53H211V55H210ZM177 54L180 55L179 58H178L179 55L177 56ZM197 54H198L197 57L194 56V55H197ZM106 55H107V53H106ZM37 56H39V57H37ZM109 56H112V55H110V53H109ZM113 56H115V55H113ZM190 56L192 58V60L190 59L191 61L189 60ZM199 56H200V58H198ZM227 56H228V62L230 60H233L234 61V59L237 62L239 61L238 63L236 61H234L236 63V65H235V63H232V61H230V64H233L232 67L236 68V74L237 73L239 74V75L237 74V76H239V82H238V79H237L238 77L235 76L236 74L234 75L235 76L234 77L233 74L231 73V72H233V70H234V73H235V69H233V68L230 67L231 69H233V70L230 71L229 65H227L228 62L225 61L226 58H227ZM122 57H123V61H124V58H125V61L124 62H129V63H130V61L131 62H134V64H133L134 66L131 67V68H133V67L134 68L133 69L130 68L131 70H129L125 65H121L120 64L121 65L120 66L121 69L118 67L120 70L119 69L117 70V64H119V63L115 64L117 62L116 60H118L119 58L122 59ZM157 57H159V58H157ZM229 57H232L233 59L232 58L230 59ZM252 57H253V60L251 59ZM5 58H7V61L5 60ZM136 58H138V59H136ZM147 58L148 59H152V61L151 60H148L147 61ZM255 58L258 59V61L255 60ZM8 59H9V61L12 59V61L9 62ZM155 59H157V60H155ZM158 59H159L160 63H159ZM2 60H3V62H2ZM96 60L99 61V62H97ZM132 60H134V61H132ZM162 60H164V62H166L165 65H167L168 70L171 68L170 65L172 64L171 65L172 66L171 70L173 68H175L174 72L172 70L173 73L171 72V70L168 72L167 71V68H163V64L164 63H163ZM141 61H143L144 63L141 62ZM149 61H151V63H153V64L151 65V63ZM178 61H179V63H178ZM181 61H182V63H180ZM203 61L206 62L208 60L205 59ZM244 61H246L247 64ZM15 62L17 64H13ZM29 62H30V64H29ZM104 62H105V64H104ZM139 62L141 63V67L140 66L137 67V65H139ZM243 63H244V65H243ZM191 64L192 65L194 64V66L190 67ZM217 64H219V65H217ZM3 65L5 67H3ZM161 65H162V67H160ZM165 65H164V67H165ZM188 65H190V66L188 67ZM142 66L145 67V68L143 69ZM113 67H114V69H113ZM208 67H209V72H207L208 70L206 71V69H208ZM3 68H4V70H3ZM89 68L91 70H88ZM106 68L107 69H111V70H108L107 71ZM12 69H14L15 70V73L16 72L17 73L16 74L13 73V70ZM126 69H128V71ZM153 69H155V67ZM161 69H162V71L164 70V72H163L164 74L163 73L161 74V72H162ZM179 70H180V68H179ZM90 71L91 72L93 71V72L90 73ZM112 71H115V72L112 73ZM3 72H4V74H2ZM97 72L99 73L98 75H96ZM131 72L134 73V74H132ZM141 72H143L144 74H142ZM165 72H167V74ZM10 73H13V76ZM107 73H109V74L112 73L111 74L112 76L110 75L111 77L108 76L109 78L108 77L105 78V74H106V76L109 75ZM115 73L118 74V75H116ZM158 73H159V76L161 74L160 77H158ZM206 73H205V75H206ZM93 74L96 75L97 77L94 76ZM182 74H184V73H182ZM119 75H121L122 77H124L126 75V79L124 78V81H121L123 78L120 77L121 79H119ZM127 75L130 78H128ZM133 75H135V77H137V75H138V77H139V78L137 77L138 78V81H137L138 83H135L137 78H135ZM205 75H204V79H206L205 78ZM207 75H206V77H207ZM173 76H171V77H173ZM183 76H185V75H183ZM183 76L180 75V77L178 78L180 80H178V82L176 81L177 84H180L179 81L181 82V80L183 78L184 79L185 78L186 79H189V77L187 78V76L186 77H183ZM127 78L130 79V81L128 80L126 82L125 80H127ZM10 79H12V80H10ZM30 79H31V81H30ZM62 79H64V82H62L63 81ZM132 80L133 81L135 80V81L133 82ZM139 80H140V83H139ZM9 81L10 82H13V83H9ZM61 82L64 85H62ZM227 82H226V86L224 88H227V85H228ZM3 83H5V84H3ZM44 83L45 84L47 83L49 85H47V84L45 85ZM66 83H69V85L71 84L72 87L66 85ZM207 83L210 84V85H208ZM50 84H53V85L55 84L54 85L55 88H56V85H57V88L55 89L53 87V89H52V86L53 85L51 86ZM221 84H218L219 87H220ZM40 85H42V87L44 85L45 89L44 88L42 89V87ZM59 85H62L63 88H61V89H63V90H61V91H59L57 93V90H60V89H58V88H60ZM204 85H206V86H204ZM218 85L215 87V88H217L216 90H219L218 89L219 88ZM17 86H19V87H17ZM47 86L50 87V89L47 88ZM67 86H68V88L69 87L71 88V89H69L70 92H68V90L66 89ZM185 86H186V88L183 87V88H185V91H187V90L189 91L190 88L192 90V87H190L189 85L188 86L185 85ZM73 87H76V88L73 89ZM187 87H188V89H187ZM46 88H47V90L49 89L47 92H46ZM168 88L167 87L165 88V90H167L166 93H170V91H171V90H169L170 88L169 89ZM26 89H27V92L24 93L23 91H25ZM12 90H14V92ZM19 91L22 92V94H24V95L23 96L20 95L19 94ZM78 91H76V93ZM214 92H216L217 94H219L217 91H215V89H214ZM5 93H6L7 96L4 95ZM44 93L48 97V99H47V97H44ZM64 93L62 92V94H64ZM83 93H85V95L87 94L88 96L87 97L86 96L85 97H82L80 94L83 95ZM213 93L210 94V98H212V100L210 99L211 102L212 101H215V99H214L213 96L216 93L215 94H213ZM51 94H52V92H51ZM158 94H159V98L158 97L156 98V95L158 96ZM17 95H19V97ZM107 95H108V97H107ZM135 95L132 96V98H134V97L136 98ZM73 96L75 98H73ZM119 96H120V98H119ZM219 96H220V94H219ZM77 98H78V100H77ZM118 98H119L120 103L118 101ZM125 98L127 99V98H131V97H130V95L129 96L127 95ZM126 99H125V101H126ZM47 100H48V102H50V101L51 102L48 103ZM60 100H62V99H59V101ZM216 100H217V96H216ZM125 101H124V103L126 104ZM95 102L97 103V105L95 104ZM172 102L174 103V100H172ZM51 103H52V105H51ZM82 103L80 101V104L79 105L81 106ZM118 103L120 105L119 106L120 108H118ZM252 103H254V102H252ZM5 104H6V107H5ZM53 105H54V108L56 110L53 108ZM76 105H78V104H76ZM90 105H91V102H90ZM176 105H178V107ZM116 106H117V108H116ZM45 107H47L46 108V109H48L47 111H45ZM124 107H125V105H124ZM114 108L115 109H118V110L121 109V113H119V111L118 110H115ZM25 109H26V111H25ZM3 110H5V111H3ZM13 110L15 112H17V113L15 114V112ZM11 111H13V112H11ZM39 113H40V115H39ZM52 113L47 114V117L49 115H51L50 118H52V122L54 123L55 122V120H54L55 118H54V116H53ZM46 114L45 115H41V116H44L45 117ZM120 114H122V116ZM113 115L116 116L119 119V120L117 119V122L118 123L116 125H115L116 118L114 119V116ZM23 116H24V118H23ZM47 117H45L46 118L45 121H47V123L44 121V119H43V122L46 123V124L52 123L51 120L48 121L49 117H48V119H47ZM11 119H12V121H11ZM36 119L34 121H36ZM19 120H22V121H19ZM39 121L37 123V126H35V127L38 129L40 138L37 137V136H39L38 135V132L33 127V129L37 133L35 135L36 137L34 136L35 131H34V134L32 132L31 133L32 135L30 134V136H29L31 139L33 138L31 136H34L35 137V138H33L34 141L33 140H28V142H30V141L33 142L32 144H27V145H30L31 148L34 147V146H36V143H38V145H37V148H38L39 147V144L41 142H43V140L45 139V136H47L46 134L49 131H52V130H46L45 127H47V129L53 128L52 125H46V124L43 125L45 127H41L40 125H41V122L42 121L41 122H39ZM113 121H115V122H113ZM130 121H131V123H130ZM3 122H5V123H3ZM7 122H8V124H7ZM10 122H12L11 125H10ZM13 122L14 123L16 122L15 124H17V125H15ZM18 122H19V124H18ZM141 122H143V121H141ZM4 124H5V127H4ZM136 124H138L139 126L142 125L143 128H145V127L148 126L147 123L146 124H144V123L143 124L142 123L140 124L139 121H137ZM12 125H14V126H12ZM106 125L107 124H105L104 126H106ZM127 125L129 126V128H128ZM9 126H12L13 128H11ZM116 126H118V127H116ZM108 127L107 126L105 127L106 128V131H107ZM9 128H10V130H8ZM19 128H20V130L22 128V130L20 131ZM4 129H7L8 132H6V130H4ZM123 129H121V130H123ZM115 131H117V132H115ZM7 133H9L10 135H11V133H13V135L8 136ZM18 133L20 135H17ZM43 133H45V136L43 135ZM24 134H25V139H24L23 142H25V143H22L21 141L24 138ZM135 134H137V133L135 132ZM116 136L118 137V139H117ZM20 137L22 138L21 141H20V139L19 140L17 139V138H20ZM142 137L145 138V139H142ZM14 138H15V140H14ZM136 138L140 141L139 142L137 140L140 144L142 143L141 146L139 145V149L140 150L137 149V152H135L136 154H139L140 153L138 151H141V148L142 149L143 148H146L145 151H148L147 153L145 151H143L144 149L141 152H145V154H148L149 153V154H151V156L154 155L155 151L158 150V148H159V150H161V149H167V146H164V144L162 145L161 143H158V142L156 143V141H154V140L152 142L151 140L147 139L146 137H144L141 134H139L138 136L136 135ZM40 140H41V142H40ZM123 143H125V142H123ZM143 145H144V147H143ZM147 145H148V148L146 147ZM110 146L112 147V145H110ZM27 147H29V146H27ZM37 148L35 150H37ZM136 148H138V146ZM149 148H151V150ZM149 151H152L153 152V155H152V152H149ZM72 154L75 155V156L77 155V153L71 152L70 155H72ZM131 154H133V153H131ZM145 154H143V153L141 154L140 153L139 156L140 155H145ZM123 156H125V154H123L122 157ZM136 156L137 155L133 156L134 158H137L135 160V163L137 161H139V162H137L139 164H135V165L139 166L142 163L143 160L140 159L141 160V163H140L139 157H136ZM147 156L148 155H146V157ZM34 157H32V158H34ZM129 159H132V158L131 157L130 158H125L123 160V165H124V167L126 165L125 168L127 169V171H129L128 173H130V172L132 173V176H131V174H129L128 180L130 179V177H134L133 179L136 180V176L138 175L137 173H139V171L136 170V168L138 169V167L136 166V168H135V165L133 167L130 164L131 161L128 162ZM161 160L162 159L158 158L157 159V162L160 163V164H162L161 162H163V161H161ZM34 163H35V165H34L33 168H35L36 172L39 171L42 174L41 175L42 176V179L48 181V178L49 177H45L47 175L44 174L46 171L45 172L43 171L44 170L43 167L42 166L39 167L38 162L36 161V159L34 160ZM132 164H134L133 161H132ZM142 164H144V163H142ZM259 165L260 166L264 165L263 164V159H261V158H260V160L258 158V160L256 162V167H258ZM141 166H143V165H140L139 168H141ZM260 166H259V169H257L255 167V174H254L253 177H251L252 180L249 178L241 186V188H243V189L240 190L239 196H237V198L235 199V203H233L234 205L232 204L231 207L229 206V207H227V209L225 208V211L219 210V211H223L221 214L224 217L222 215H220L218 217V221L214 223V228H213V226H209V228L206 226L207 227L206 228L207 230H205V231H208L209 232V233L207 232L208 233V236L210 234V237H212V238L207 237V233L205 232L206 234L203 233V234H205L204 239L202 238L203 237V235H202V237H201L202 238V241L200 240V241L196 242L197 244H195V241L196 240H194V242H192V241H184V242H182L180 244V245H182L184 243L186 245L187 244L186 242H189L188 243L189 246L187 245L188 248L190 247V245H193V247L191 246L190 248H194V249L189 250L190 252L187 251L188 253H185L186 255H188L187 257L185 255V256H183L184 259H182V256H181L182 254L179 256V258H178V254L177 255L175 254L176 255V257H175L174 256V253H173L174 251H172L171 252L172 255H170V253H169L170 251L167 250L168 248L165 245H162V247L165 246L162 250L163 251L164 250L167 251V253L164 251L165 252V255H164V252L162 253V250H161L162 247L159 246V245L157 247L155 246L156 249H155V247L154 248L151 247L152 249L149 248L150 250L148 248H146L145 246L142 247V248L140 246V247H137L138 249H137V251H135V253L132 251L134 254L132 252H130L131 251L130 248L127 247L128 248V251H127L128 255L127 256L129 257V259L130 258L131 259L133 258L134 259V262H133V259H132L131 260V263H129L128 257H125L126 254H127L126 253V249L127 248H124L122 250V252L124 254L122 253V256L120 255L121 257L119 258V262L121 264H122V262H125L124 264H134V263L135 264H228L227 263V260H228V262H231L230 259H232V263H233L238 258L237 261L240 262V263L243 262L242 264H244V263H248V264H250V263L251 264H254V263L255 264H257V263L258 264H264V255H263L264 254V201H259L260 199L263 198V196H261V197H257L255 195H252L251 196V198L253 199V201H251V202H253V203H254V201L256 199H258L257 203H254V204L252 203L254 206L252 204H250L251 203L249 201L250 198H248V200H247L248 195L245 196L246 197L245 203H242L240 201L241 198L243 197L242 195H243L244 188H246L248 185H249V188H250V183L252 185L255 182L254 180H257L258 182H261V180L263 179V181H264V177H263L264 176V172L263 171H261L260 173L258 172V170L259 171L261 170L260 169ZM38 168H40V169H38ZM112 168H110L111 169V172L113 171V173H114L116 170L114 171V170H112ZM113 169H115V168H113ZM262 170H264V167L262 168ZM108 173H110V170H109ZM134 173L137 174V175H135ZM112 174H111V176L114 175V174L113 175ZM116 174L117 173H115V175ZM107 175H108V177H107ZM107 175L104 177L105 178L104 181H103L105 183V184L103 183L104 185H106V184L109 185L108 184L109 181L112 180V179L109 178V177H111L110 174H107ZM106 178H108L107 179L108 181L106 180ZM133 179H130L129 181L130 182H133L134 181ZM258 179H261V180H258ZM249 180H251V181L249 182ZM106 181L108 183H106ZM111 183H112V181H111ZM57 184L58 183H55L54 185H52L57 192H66L67 191V189H65L64 187L60 186L59 184L57 185ZM72 190H73L72 193L79 194V192L77 193V191H76L77 189L74 188ZM248 192H249V190H248ZM248 192L245 191L244 193L247 194ZM134 200H136V199H134ZM138 202L140 203V206H137L139 204ZM138 202L137 201H133L132 202V205H133L134 209L137 208L136 209L137 211L134 210V209L133 210H134V212L135 211L137 212V213L135 212L136 215H137V217H139V215H140L141 217L144 218V215L147 214V212H146V210H144L145 207H143L144 206L143 202L141 203V201H139V200H138ZM21 203L22 202L17 201L15 204H13V207L14 208H12V211L9 212L10 218L8 216L7 219H5V224H7V227H11V229L13 228V226H16L18 224V226H23V229L25 231L26 230L28 231V230H30L32 228H30V225H28L29 223H26L25 224V222H24V220L26 221L27 219H26V213H25V210H24L25 207H24L23 203L22 204ZM240 203H242L241 204L242 205L241 211L244 210L245 213L244 212H241L240 209L237 210V208H240L238 206V205H240ZM256 205L258 207H255ZM246 206H248V207H246ZM143 212H145V213H143ZM141 213L144 214V215H142ZM232 215H233V217L235 216L236 219L235 218L233 219ZM32 216H34V215H32ZM150 216L151 215L147 214L145 216V219L143 220V223L141 222V225H142V229L143 230L149 229L151 227L152 223L151 224H148V226H145V224L147 225V223H150V222L153 221V220H149L148 219V218L151 219ZM237 217H239V218H237ZM246 217H249V222H247L248 218H246ZM147 219H148L149 222L146 223ZM239 219H240V221H239ZM21 220H23V221L21 222ZM252 220H254V221H252ZM14 222L16 224H14ZM239 222L241 224H243V225H241ZM228 224H229V226L230 225L231 226L228 227ZM239 224L241 226H239ZM8 225H10V226H8ZM236 228L239 229V231H236L237 230ZM10 233H8V234L11 235L12 233L11 234ZM241 233H243V234H241ZM130 236H129L128 241L126 242V245L127 246L128 245H131L130 243L133 244V242H134L132 240L135 237L134 236L131 237L132 238V240H131L130 239ZM9 237H8V240H10L9 242H11V241L14 240L13 237L10 238V239H9ZM170 237H171L170 240L173 238L172 239L173 241L171 240L172 242H174V241L177 240L176 238L174 240V237L173 236H170ZM177 238H178V236H177ZM220 239H221V242H220ZM180 240H181V238L179 239V241L177 240V242H181ZM203 240H204V242H203ZM222 240H223V242H222ZM199 242L200 243L202 242V243L200 244ZM11 243H13V242H11ZM184 244H183V246H185ZM202 244H203V246L201 247ZM194 245L195 246L197 245V248L200 247V249H197L196 250V248H195ZM203 249H204V251H203ZM142 250H144L146 253L144 251H142ZM260 251H263V252H260ZM131 253L134 255V257H133V255H131V256L129 255ZM169 256H174V257H169ZM244 256H246V257H244ZM248 258H250V259H248ZM233 259H235V260H233ZM240 259L243 260V261H241ZM155 260H157V261H155ZM191 260H195V261L193 262ZM259 261L260 262L262 261L263 263L262 262L259 263ZM235 263L237 264L236 261H235ZM240 263H238V264H240Z\"/></svg>","mask_w":264,"mask_h":264},{"label":"crops","instance_id":"3","mask_svg":"<svg viewBox=\"0 0 264 264\" xmlns=\"http://www.w3.org/2000/svg\"><path fill=\"white\" fill-rule=\"evenodd\" d=\"M57 4H58V3H57ZM7 5H9L8 0H0V24H1V23H2V24L7 23V21H8V15L4 13V12L7 10V8H8ZM55 5H56V4H53V5L47 10L46 13L48 14L49 10H50L53 6H55ZM47 14H46V15H47ZM45 19H46V16L43 17V19H42L41 22H43ZM41 22H40V23H41Z\"/></svg>","mask_w":264,"mask_h":264}]
</instances>
